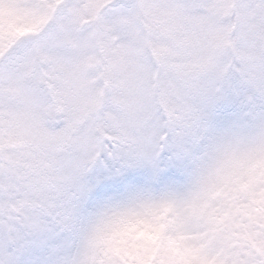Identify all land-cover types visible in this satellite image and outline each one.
<instances>
[{"label": "snow or ice", "instance_id": "obj_1", "mask_svg": "<svg viewBox=\"0 0 264 264\" xmlns=\"http://www.w3.org/2000/svg\"><path fill=\"white\" fill-rule=\"evenodd\" d=\"M0 264H264V0H0Z\"/></svg>", "mask_w": 264, "mask_h": 264}]
</instances>
